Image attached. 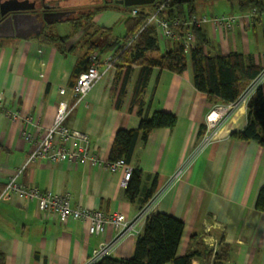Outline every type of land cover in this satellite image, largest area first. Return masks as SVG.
Listing matches in <instances>:
<instances>
[{"label":"crops","instance_id":"crops-1","mask_svg":"<svg viewBox=\"0 0 264 264\" xmlns=\"http://www.w3.org/2000/svg\"><path fill=\"white\" fill-rule=\"evenodd\" d=\"M228 1L238 6L235 13L239 14L243 13L241 3L249 0ZM202 13L218 14L217 10L196 11ZM123 17L122 11L108 8L96 14L81 36L83 29L57 32L72 34L67 41L70 51L65 54L55 44L36 38L40 34L0 38V94L6 96L10 109L21 114L13 120L0 112V194L11 174L23 168L20 181L69 194L74 207L89 206L134 219L154 198L153 212L184 221L178 256L198 250L193 264H213L218 254L226 256L224 264H264V212L256 208L264 184V146L255 140L231 137L247 125V105L253 94L248 88L234 103L211 102L207 93L193 84L190 68L178 74L154 67L144 111L149 110L150 115L156 110L173 112L178 122L174 128L154 129L146 142L139 143L132 164L117 171L108 165L117 130L139 126L141 117L138 107H132V98L141 67L132 65L121 107L117 104L128 63L119 76L116 67L102 63V78L81 102L71 97V87L77 79L76 68L79 66L78 73L85 70L80 64L86 52L84 35L113 28L109 37H122L126 33ZM202 28L210 39L208 54H253L264 66V11L254 16L252 23L241 21L230 31L217 29L211 22ZM157 33L161 51L176 40L159 28ZM61 88L66 93H61ZM64 100L69 105L64 123L90 136L91 148L102 162H53L45 158L27 162L34 143L23 133L43 136ZM135 165L144 171V177L142 191L132 202L123 193L129 179H123L131 176ZM180 170V176L174 177ZM155 176L158 186L147 201L146 191ZM146 223L147 218L137 221L136 230L123 236L111 255L131 258ZM116 235L115 226H109L104 236L91 234L82 221L62 222L57 214L42 212L36 203L18 195L0 200V253L5 255L6 264H90L102 239L110 241Z\"/></svg>","mask_w":264,"mask_h":264},{"label":"trees","instance_id":"trees-1","mask_svg":"<svg viewBox=\"0 0 264 264\" xmlns=\"http://www.w3.org/2000/svg\"><path fill=\"white\" fill-rule=\"evenodd\" d=\"M108 8L122 11L124 17L121 21L125 26L126 33L117 38L109 37L113 28L102 29L100 32L98 30L93 34L86 33L88 36L84 40L86 52L82 56L80 64H84L83 69L86 70L90 66L89 57L92 53L99 52V57L111 55L117 68V76H119L122 66L128 63L118 107H121L125 98L132 65L141 67L132 98V107H138L141 117L139 126L117 130L109 153V161L124 159L126 164H132L139 143L146 142L154 129L174 128L178 122V116L173 112L156 110L150 115L149 110L144 111L148 100V82L154 67L178 74H182L190 68L195 87L207 93L211 102L215 100L217 103L223 104L236 102L264 69L262 64L257 63L253 54L243 52H232L227 55L208 54L206 50L210 39L202 27L187 28L197 38L196 47L187 49L181 41L174 40L171 47L161 51L157 26L148 21L149 17L157 12L161 18H187L197 11L194 0H155L154 3L134 6L115 4L107 5L100 11ZM253 8H256L261 14L264 11V3L261 0L242 2L240 10L246 12ZM134 10L137 11V14L133 13ZM95 14L96 12H93L90 16H80L78 19L65 22H70L72 30L77 32L93 23ZM53 26L47 27L36 38L55 44L65 54L70 51L67 49V41L72 34L60 35ZM98 33H101L102 37ZM102 46L105 47L100 50ZM76 71L77 78L80 74L78 73L79 66ZM247 107V125L241 131L232 132L231 137L255 140L264 146V82L255 89L248 100ZM143 177L144 171L138 165L133 166L131 176L123 191L128 200L134 202L138 198L142 191ZM157 186L158 180L155 176V180L151 182L146 191L145 199L147 201L153 196ZM256 208L258 211L264 212V184L259 191ZM183 230V220L164 212H152L147 218L144 231L136 240L134 254L131 258L108 255L94 264H167L169 262L193 264V259L199 255L200 251L194 250L181 256L177 255ZM225 259V255L218 254L213 264H224ZM0 264H6L3 253H0Z\"/></svg>","mask_w":264,"mask_h":264},{"label":"built area","instance_id":"built-area-1","mask_svg":"<svg viewBox=\"0 0 264 264\" xmlns=\"http://www.w3.org/2000/svg\"><path fill=\"white\" fill-rule=\"evenodd\" d=\"M162 9V8H161ZM160 9V10H161ZM137 14V11H133ZM258 14L256 8L239 14H192L187 18L176 17L174 19L161 18L157 12L149 17L148 21L156 24L157 28L163 34L172 39L180 40L185 48L190 49L197 44V38L194 33L187 30L189 27H203L211 22L217 29L232 30L241 21L252 23L253 17ZM90 66L81 72L76 79L75 84L71 87V97L76 103L84 100L94 86V84L102 78L104 72L102 63L105 62L107 67H115L111 55L107 57H99V52L92 53L89 57ZM264 82V69L260 75L248 87L250 94ZM61 93H66L61 88ZM0 112H3L13 120L21 117L18 110H12L6 105V96L0 94ZM69 113V105L66 100L61 101L54 119L53 124L45 130V134L41 137L25 131L24 138L34 143V148L28 156L27 162L37 158H45L53 162L74 161L82 164L102 162V159L91 148L90 136L78 128H71L64 123ZM26 119H31L27 117ZM209 139V138H208ZM114 171L121 170L127 166L124 159L107 162ZM23 168H19L11 174L5 188L0 194L1 199H11L13 195H18L30 202H34L37 208L42 212H52L57 214L62 222L69 219H78L87 227L89 233L104 236L109 226H115L117 235L114 239L107 241L102 239L98 246L93 250L90 264L100 261L102 258L111 255L118 241L129 232L135 231V224L141 219L148 218L153 212L155 205L154 198H151L140 209L134 219L126 217L124 213L107 214L99 209L89 206L74 207L72 196L69 194H61L52 190H43L38 186H29L18 179ZM181 170L174 177H179ZM130 174L124 177V181L129 179Z\"/></svg>","mask_w":264,"mask_h":264},{"label":"water","instance_id":"water-1","mask_svg":"<svg viewBox=\"0 0 264 264\" xmlns=\"http://www.w3.org/2000/svg\"><path fill=\"white\" fill-rule=\"evenodd\" d=\"M120 4L128 6L143 5L154 3L155 0H117ZM6 4H13V7L4 8ZM5 3L0 4V38L8 37H21L29 38L33 34H41L43 32L44 23H53L55 21H61L66 16H70L72 11H60L56 12L55 18H43L40 19V13H34L35 1L31 4L29 0H7ZM10 12L3 21L1 16Z\"/></svg>","mask_w":264,"mask_h":264},{"label":"flooded vegetation","instance_id":"flooded-vegetation-1","mask_svg":"<svg viewBox=\"0 0 264 264\" xmlns=\"http://www.w3.org/2000/svg\"><path fill=\"white\" fill-rule=\"evenodd\" d=\"M7 0H0V4L5 3ZM35 1V9H33L34 13H40V19L55 18L56 12L60 11H72L73 13L70 16H66L61 21H55L53 23H44L43 31L47 27H52L53 25L70 21L72 19H78L80 16H90L93 12L96 14L100 11L101 8L112 5V4H120L117 0H29L28 4H31ZM13 4H6L4 8L13 7ZM94 15V17L96 16ZM8 16H10V12L1 16V20L3 21ZM94 19V18H93Z\"/></svg>","mask_w":264,"mask_h":264},{"label":"rangeland","instance_id":"rangeland-1","mask_svg":"<svg viewBox=\"0 0 264 264\" xmlns=\"http://www.w3.org/2000/svg\"><path fill=\"white\" fill-rule=\"evenodd\" d=\"M195 1V5H196V9L199 12H204L205 10H217L218 14H214V15H222V13L224 14H238L235 13L238 9V6L236 7V4H231L228 0H194ZM219 2V3H218ZM216 3H218L216 5ZM120 26V25H119ZM69 28L72 29V26H70L69 23L65 22H59L56 24V27L54 28L56 32L60 33V34H66L69 31ZM85 29L80 30V36L84 33ZM86 35H84L83 40L86 39Z\"/></svg>","mask_w":264,"mask_h":264},{"label":"bare ground","instance_id":"bare-ground-1","mask_svg":"<svg viewBox=\"0 0 264 264\" xmlns=\"http://www.w3.org/2000/svg\"><path fill=\"white\" fill-rule=\"evenodd\" d=\"M216 115V114H215ZM211 119H213V117L211 118ZM212 121V120H211Z\"/></svg>","mask_w":264,"mask_h":264}]
</instances>
